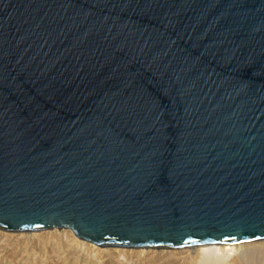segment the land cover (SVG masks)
Instances as JSON below:
<instances>
[{"label": "water", "instance_id": "95a60500", "mask_svg": "<svg viewBox=\"0 0 264 264\" xmlns=\"http://www.w3.org/2000/svg\"><path fill=\"white\" fill-rule=\"evenodd\" d=\"M0 229L263 241L264 0H0Z\"/></svg>", "mask_w": 264, "mask_h": 264}, {"label": "rangeland", "instance_id": "374dc122", "mask_svg": "<svg viewBox=\"0 0 264 264\" xmlns=\"http://www.w3.org/2000/svg\"><path fill=\"white\" fill-rule=\"evenodd\" d=\"M263 244L264 240L234 246L244 251L246 247ZM196 248H102L78 239L70 230L8 232L0 229V264H202ZM142 251L149 255H141Z\"/></svg>", "mask_w": 264, "mask_h": 264}, {"label": "bare ground", "instance_id": "6f19581e", "mask_svg": "<svg viewBox=\"0 0 264 264\" xmlns=\"http://www.w3.org/2000/svg\"><path fill=\"white\" fill-rule=\"evenodd\" d=\"M234 245L236 244L199 246L196 248L197 256L202 264H264V247H262L264 244L262 246L260 245L261 247L256 245L246 247V249L243 248L245 249L244 251H241V249L238 250ZM142 253L141 255L144 256L149 255V253H145L144 251H142ZM236 256L237 258H234ZM230 258L234 259L230 260ZM200 260L197 261V263L200 262Z\"/></svg>", "mask_w": 264, "mask_h": 264}]
</instances>
